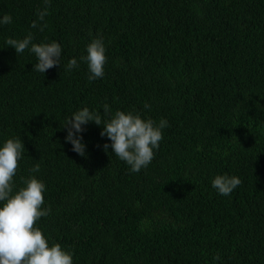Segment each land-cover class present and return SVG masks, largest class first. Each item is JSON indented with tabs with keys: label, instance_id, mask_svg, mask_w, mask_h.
Wrapping results in <instances>:
<instances>
[{
	"label": "trees",
	"instance_id": "16d2710c",
	"mask_svg": "<svg viewBox=\"0 0 264 264\" xmlns=\"http://www.w3.org/2000/svg\"><path fill=\"white\" fill-rule=\"evenodd\" d=\"M44 7L0 0V147L24 144L13 194L22 178L45 184L35 226L49 246L73 264H264V0H51L41 32ZM29 32L60 43L61 65L36 72L6 44ZM96 38L107 60L90 81L80 57ZM84 107L166 119L152 162L131 172L95 122L74 152L64 126ZM224 174L242 181L228 196L212 186Z\"/></svg>",
	"mask_w": 264,
	"mask_h": 264
},
{
	"label": "clouds",
	"instance_id": "9594fccd",
	"mask_svg": "<svg viewBox=\"0 0 264 264\" xmlns=\"http://www.w3.org/2000/svg\"><path fill=\"white\" fill-rule=\"evenodd\" d=\"M45 7L37 10L38 20L31 24L41 32L47 24L39 25L48 14L51 0H43ZM12 23L11 15H3L0 25ZM31 32L23 39L8 38L6 44L15 48L18 56L26 49L35 55L37 62L33 70L46 73L49 69L61 65L62 48L60 43H33ZM106 49L102 38L94 39L87 46V55L80 59L87 63L90 75L88 79L94 80L104 75L106 63ZM76 58H72L66 65V70L71 71L78 67ZM145 108L150 105L145 103ZM104 114L108 116L110 109L104 104ZM89 122L103 125L100 135L107 137L111 144H104L107 152L109 148L122 161L130 166L133 173L147 167L154 158V149H158L163 139L162 129L168 126L166 119H161L157 125L152 119H143L140 114L125 111H116L110 119L102 120L99 112L90 111L84 107L67 119L65 140L72 144V150L80 156H85L83 137L77 133L84 131V126ZM24 144L20 139L9 138L0 147V264H73L72 254L62 248L61 244L49 241L39 227L37 221L50 214L51 208H42L45 202V184L35 176L22 178L24 187L13 194V178L19 168ZM40 165L36 164L31 171L39 172ZM242 183L238 176L228 174L217 175L212 186L220 195L228 196ZM219 260V254L214 257Z\"/></svg>",
	"mask_w": 264,
	"mask_h": 264
}]
</instances>
